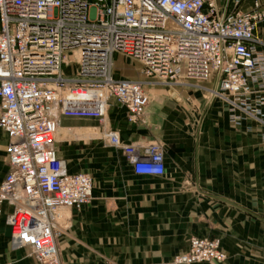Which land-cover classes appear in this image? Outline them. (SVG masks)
I'll return each instance as SVG.
<instances>
[{
    "label": "built area",
    "instance_id": "2783aa9c",
    "mask_svg": "<svg viewBox=\"0 0 264 264\" xmlns=\"http://www.w3.org/2000/svg\"><path fill=\"white\" fill-rule=\"evenodd\" d=\"M263 19L259 2L219 14L213 0H0V128L8 137L0 217L7 203L11 248H29L39 264H63L58 239L65 212L91 200L92 175L71 172L58 154L62 116L103 119L114 100L130 123L143 122L150 96L143 81L116 76V55L142 62L144 74L164 85L182 72L214 73V92L232 121L264 126V54L257 48L263 42L256 34ZM71 53L73 77L64 72ZM103 137L135 174L164 173L158 145L126 144L113 128L104 127ZM226 257L219 239L194 235L187 252L154 264Z\"/></svg>",
    "mask_w": 264,
    "mask_h": 264
},
{
    "label": "crops",
    "instance_id": "0c3cea01",
    "mask_svg": "<svg viewBox=\"0 0 264 264\" xmlns=\"http://www.w3.org/2000/svg\"><path fill=\"white\" fill-rule=\"evenodd\" d=\"M213 1L219 14L249 11L256 2L264 12V0ZM256 34L263 42L257 48L264 54V19ZM197 98L189 93L183 98L187 102H167L164 109L157 108L154 99L159 98L153 97L139 124L130 123L121 109L114 112L113 129L124 143L145 144L155 138L162 143L161 175L135 174L118 148L115 154L88 158L84 147H73L74 138L65 136L88 135L91 128L61 117L59 156L71 172L93 177L91 200L66 211L61 222L63 264L160 263L187 252L190 237L197 234L219 239L227 259L192 264H264V126L250 119L238 125L227 108L213 100L199 105ZM93 140L89 136L85 148L98 146ZM7 144L0 128V184L8 169ZM10 211L5 203L0 217L2 263L39 264L30 250L11 248L5 222Z\"/></svg>",
    "mask_w": 264,
    "mask_h": 264
},
{
    "label": "rangeland",
    "instance_id": "374dc122",
    "mask_svg": "<svg viewBox=\"0 0 264 264\" xmlns=\"http://www.w3.org/2000/svg\"><path fill=\"white\" fill-rule=\"evenodd\" d=\"M68 60L70 62L64 65V72L67 74V76L73 77L74 75L77 74V64H76L75 57L72 53L68 55ZM114 69H115L116 76L118 77L143 81L144 88L150 94V104L153 103V97L159 98V100L154 99V102L157 108L158 107L164 108V106L168 105L167 102L171 103L174 101H178V102L181 101L185 103L187 101L185 99L183 100V98L185 96H188L189 93H193L195 94V96L196 95L198 96L197 102L199 103V105L201 104V102L213 100L212 101L213 103H219L221 107L227 108L226 102L214 92L215 89L217 88V82H216L217 79L214 73H212L205 80V79H200V78H191L188 75H186L184 72H182L180 76L174 79L172 83L168 85H164L156 81V79L147 77L144 74L142 62L136 59H133V58L124 57L123 55L115 56ZM112 105L113 106L110 109L109 114L103 119L93 118V117L69 116L71 117V120L81 122L79 126H82L85 128H91V130L87 131V132H91L88 135L70 136L69 134H67L65 136V138H70V137L74 138L73 139L74 141H72L73 147H76V148L84 147V152H86L87 157L90 159H92L98 153H101L103 155L105 154L110 155L111 153L112 154L116 153V148L110 145L107 142V140L104 139L103 128L104 127L105 128L114 127L112 121H113V117L115 116L114 112L116 111L117 108L119 110L121 109L120 114L122 116H125V110L122 109L117 102H113ZM84 136H87V137H84ZM89 136H91L92 139L93 138L95 139L92 142L98 143V146L95 147V146L88 145L85 148L86 146L85 144H88L85 140L89 138ZM78 138L81 142L78 141ZM147 144H156L164 151L162 143L156 138L142 145H147ZM262 217L264 218V213ZM261 224H262V234H264V220L261 221ZM197 236L208 237V236H204L200 234H197ZM220 244L222 248V243L220 242ZM25 249L30 250L29 248H25ZM222 262H225V261H222ZM211 263H218V261H212Z\"/></svg>",
    "mask_w": 264,
    "mask_h": 264
},
{
    "label": "bare ground",
    "instance_id": "6f19581e",
    "mask_svg": "<svg viewBox=\"0 0 264 264\" xmlns=\"http://www.w3.org/2000/svg\"><path fill=\"white\" fill-rule=\"evenodd\" d=\"M75 57H76V59H77V57H78V55H77V52H76V54H75ZM66 61H68V62H70L69 60H68V58L66 59ZM209 77V75L207 76V77H201L200 79H207ZM191 78H193V77H191ZM59 132H60V127H59V129H58V131H57V134H56V138L58 139V134H59Z\"/></svg>",
    "mask_w": 264,
    "mask_h": 264
}]
</instances>
